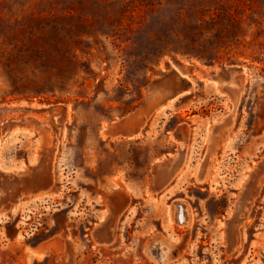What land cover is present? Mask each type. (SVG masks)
<instances>
[{"label":"rangeland","instance_id":"rangeland-1","mask_svg":"<svg viewBox=\"0 0 264 264\" xmlns=\"http://www.w3.org/2000/svg\"><path fill=\"white\" fill-rule=\"evenodd\" d=\"M0 109V264H264V0H0Z\"/></svg>","mask_w":264,"mask_h":264},{"label":"water","instance_id":"water-1","mask_svg":"<svg viewBox=\"0 0 264 264\" xmlns=\"http://www.w3.org/2000/svg\"><path fill=\"white\" fill-rule=\"evenodd\" d=\"M214 78L219 79L221 78L220 74H214ZM205 164L202 165V171H204ZM3 178L1 183L4 186L6 193L5 195H2L0 197V216L3 212V205L7 204V208L14 209L15 205L19 203L20 197L23 195L25 192V186L27 185L25 183V178L23 176H14L12 180H9V175H6L3 172H0V178ZM264 179V159L261 160L255 167L253 174L250 176L247 184H246V189H251V187L257 186L262 180ZM248 198V192L245 194V196L242 197L241 199V206L243 203L246 202V199ZM6 209V208H5ZM242 210V208H239L238 211ZM239 212V213H240ZM236 214L233 216V219L235 220L237 216L239 215ZM233 221V220H232ZM156 249H151V252H155ZM158 257L160 258V250L157 249Z\"/></svg>","mask_w":264,"mask_h":264},{"label":"crops","instance_id":"crops-1","mask_svg":"<svg viewBox=\"0 0 264 264\" xmlns=\"http://www.w3.org/2000/svg\"><path fill=\"white\" fill-rule=\"evenodd\" d=\"M188 94H191L190 90L185 92L184 94H182V96L188 95ZM174 99H176V98H173V99L169 100V102L172 103L174 101ZM219 135L220 136H219V145H218V147H220L221 145H223L225 143H228V141H229L228 137H230L229 136L230 132H228V131L226 132V129H225L224 131L222 130V132H220ZM182 136L184 138V140H183L184 143L189 142V140L191 138L190 134L188 136H186L183 133ZM185 162H186V160L184 161V163L180 167H178L175 170L168 169V171L162 173L159 176L160 179L156 183L157 185H155V184L151 185L149 188H151V189L155 188L156 189L155 191H157L159 193H163L164 192L166 194H171V193L177 192L180 189L181 184L184 183L185 179L189 178V176H191L193 174V171L195 170V165H193L192 170L190 172L185 170V165H184ZM132 200H133V195L129 191L128 198L125 199V201L122 204H120V207L125 208L126 205L131 207V205L133 203ZM170 257H171V260L175 258L173 255L170 256L168 254V257H165L164 260L168 262V261H170Z\"/></svg>","mask_w":264,"mask_h":264},{"label":"flooded vegetation","instance_id":"flooded-vegetation-1","mask_svg":"<svg viewBox=\"0 0 264 264\" xmlns=\"http://www.w3.org/2000/svg\"><path fill=\"white\" fill-rule=\"evenodd\" d=\"M185 208L186 207L183 204L177 203L176 210H175L176 214L174 213L175 221L177 222V224L181 225V224H184L187 221V216H186L187 210ZM149 252H150V249H149Z\"/></svg>","mask_w":264,"mask_h":264},{"label":"bare ground","instance_id":"bare-ground-1","mask_svg":"<svg viewBox=\"0 0 264 264\" xmlns=\"http://www.w3.org/2000/svg\"><path fill=\"white\" fill-rule=\"evenodd\" d=\"M231 92H232V97L235 98V96L237 95V93H236L234 90H232ZM236 99H237V97H236ZM236 99H233V100H236ZM234 102H235V101H234ZM2 109H3V108H2ZM0 110H1V109H0ZM3 110H4V109H3ZM3 110H2V111H3ZM3 112H5V111H3ZM0 113H1V112H0ZM7 113H10V112H7ZM11 113H12V112H11ZM8 115H9V114H8ZM9 116H10V115H9ZM3 117H4V116H3ZM5 117H7L6 114H5ZM175 214H176V213H175ZM182 215H183V214H182ZM186 216H187V214H186ZM187 219H188V218H187ZM183 221H184V220H183ZM186 222H187V221H186ZM186 222H185V223H186Z\"/></svg>","mask_w":264,"mask_h":264},{"label":"built area","instance_id":"built-area-1","mask_svg":"<svg viewBox=\"0 0 264 264\" xmlns=\"http://www.w3.org/2000/svg\"><path fill=\"white\" fill-rule=\"evenodd\" d=\"M180 207V206H179ZM182 223V222H181Z\"/></svg>","mask_w":264,"mask_h":264}]
</instances>
